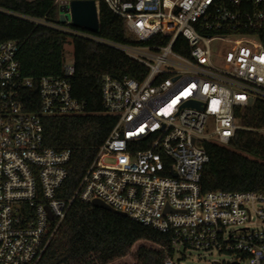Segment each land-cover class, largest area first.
<instances>
[{
  "label": "built area",
  "instance_id": "built-area-1",
  "mask_svg": "<svg viewBox=\"0 0 264 264\" xmlns=\"http://www.w3.org/2000/svg\"><path fill=\"white\" fill-rule=\"evenodd\" d=\"M99 19V1L93 0ZM122 18L127 42L60 22L22 16L40 26L113 48L143 65L135 79L104 74L103 113L115 118L70 196L62 189L68 149L43 143L41 118L76 116L73 55L59 75L25 77L17 44L0 42V264H38L75 199L170 233L181 264L190 250L230 252L231 263L264 264V191L202 192L205 142L226 146L235 111L264 102V0H102ZM36 92L38 110L28 111ZM264 137V127L259 129ZM230 263V264H231Z\"/></svg>",
  "mask_w": 264,
  "mask_h": 264
},
{
  "label": "trees",
  "instance_id": "trees-1",
  "mask_svg": "<svg viewBox=\"0 0 264 264\" xmlns=\"http://www.w3.org/2000/svg\"><path fill=\"white\" fill-rule=\"evenodd\" d=\"M55 14L54 0H0V42H16L19 70L34 81L41 76L59 75L63 46H72L71 92L85 102V112L41 118L44 145L70 151L62 186L65 195L70 196L115 123L113 116L103 113L101 76L140 79L146 68L118 50L22 17L54 20ZM94 33L114 42H127L122 18L102 0ZM33 98L32 105L23 100L32 112L38 110L36 92ZM235 117L241 127L226 146L203 144L208 162L200 177L202 192L264 191V137L259 132L264 127V102L253 101L237 109ZM166 255L172 256L170 233L75 199L38 264H163Z\"/></svg>",
  "mask_w": 264,
  "mask_h": 264
},
{
  "label": "water",
  "instance_id": "water-1",
  "mask_svg": "<svg viewBox=\"0 0 264 264\" xmlns=\"http://www.w3.org/2000/svg\"><path fill=\"white\" fill-rule=\"evenodd\" d=\"M68 10L71 17V24L73 26L84 28L92 32H95L98 29L96 6L93 0H70L68 4L65 2L62 3L59 6V12L61 13V15L59 16L60 22H63L65 20V17H67V15H63V13L67 12ZM91 204L93 206L108 210L112 213H116L120 216H125L124 213L112 210L99 200H93Z\"/></svg>",
  "mask_w": 264,
  "mask_h": 264
},
{
  "label": "rangeland",
  "instance_id": "rangeland-1",
  "mask_svg": "<svg viewBox=\"0 0 264 264\" xmlns=\"http://www.w3.org/2000/svg\"><path fill=\"white\" fill-rule=\"evenodd\" d=\"M69 20L71 22V17L69 14ZM64 53L67 58L71 57L72 46L70 43L64 44ZM256 208L264 207V204H256ZM250 229H263L264 223H260L259 220H255L249 225ZM240 257L237 253L230 252H203L197 250H190L185 253V257L181 261V264H230L233 258ZM241 264H245L244 260H241Z\"/></svg>",
  "mask_w": 264,
  "mask_h": 264
}]
</instances>
